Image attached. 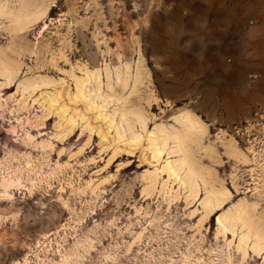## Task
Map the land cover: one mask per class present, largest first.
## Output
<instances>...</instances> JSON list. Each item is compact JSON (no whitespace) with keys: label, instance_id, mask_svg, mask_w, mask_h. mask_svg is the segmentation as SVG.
<instances>
[{"label":"rangeland","instance_id":"rangeland-1","mask_svg":"<svg viewBox=\"0 0 264 264\" xmlns=\"http://www.w3.org/2000/svg\"><path fill=\"white\" fill-rule=\"evenodd\" d=\"M0 264H264V0H0Z\"/></svg>","mask_w":264,"mask_h":264},{"label":"bare ground","instance_id":"bare-ground-1","mask_svg":"<svg viewBox=\"0 0 264 264\" xmlns=\"http://www.w3.org/2000/svg\"><path fill=\"white\" fill-rule=\"evenodd\" d=\"M21 20L18 21L19 26H17L18 30H22L24 29L26 26H29L31 23H33L35 20L38 19V16H25V18L20 17ZM187 124V123H184ZM195 124L193 122H191V125L189 127H187V131L190 132L193 130ZM221 203H217L215 206L212 207L213 210L218 209L221 207ZM212 210V211H213Z\"/></svg>","mask_w":264,"mask_h":264},{"label":"snow or ice","instance_id":"snow-or-ice-1","mask_svg":"<svg viewBox=\"0 0 264 264\" xmlns=\"http://www.w3.org/2000/svg\"><path fill=\"white\" fill-rule=\"evenodd\" d=\"M198 75H199L198 72H194V73H193V76H198Z\"/></svg>","mask_w":264,"mask_h":264}]
</instances>
